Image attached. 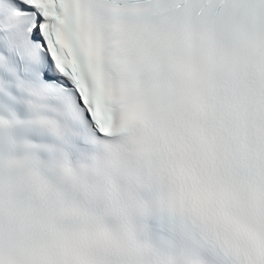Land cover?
Wrapping results in <instances>:
<instances>
[{"label": "snow or ice", "instance_id": "1", "mask_svg": "<svg viewBox=\"0 0 264 264\" xmlns=\"http://www.w3.org/2000/svg\"><path fill=\"white\" fill-rule=\"evenodd\" d=\"M0 264H264V0H0Z\"/></svg>", "mask_w": 264, "mask_h": 264}]
</instances>
